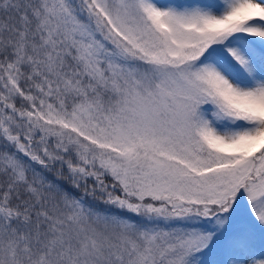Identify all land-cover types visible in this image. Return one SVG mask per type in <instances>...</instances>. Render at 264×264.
Segmentation results:
<instances>
[{"label":"snow or ice","instance_id":"1","mask_svg":"<svg viewBox=\"0 0 264 264\" xmlns=\"http://www.w3.org/2000/svg\"><path fill=\"white\" fill-rule=\"evenodd\" d=\"M0 264H264V0H0Z\"/></svg>","mask_w":264,"mask_h":264}]
</instances>
